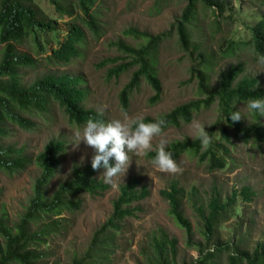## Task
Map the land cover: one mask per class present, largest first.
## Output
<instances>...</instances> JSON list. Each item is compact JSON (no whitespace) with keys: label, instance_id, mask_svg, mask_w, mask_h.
Listing matches in <instances>:
<instances>
[{"label":"rangeland","instance_id":"1","mask_svg":"<svg viewBox=\"0 0 264 264\" xmlns=\"http://www.w3.org/2000/svg\"><path fill=\"white\" fill-rule=\"evenodd\" d=\"M33 1L41 9L43 18L56 26L58 37L62 40L70 27L71 17H64L57 12L49 0ZM219 2L224 11L222 14L216 7L197 5L196 25L202 28L203 32L197 33L194 30L191 44L186 49L179 43L175 29H171L172 23L182 15L187 5L186 0H99V36L90 34L83 24L76 23L86 31V45L82 54L68 65L51 66L42 62L43 65L36 69H22V80L25 84H30L47 73L79 75L86 81L89 89L85 107L101 113L105 121L122 120L125 115L129 119L157 118L182 104L205 98L200 97L197 83L190 72L191 67L199 63L198 56L202 50L211 58L212 68L209 72L211 90L215 89L223 73L239 65H242V77L256 79L264 89V66H258L259 55L255 54L253 48H243L231 55L225 52L232 38L245 33L246 27L254 25L264 14V0ZM74 15L77 16V12H74ZM127 29H137L151 36L170 32L168 38L161 40L157 51L156 69L162 94L160 101L154 105L149 103L154 92L146 80L142 79L140 87L130 96L129 106L125 109L121 103L120 93L130 82L135 69L109 77L110 68L126 61L103 64L107 59H125L124 54H120L114 43L124 42L135 47L143 44L137 38L125 35L124 31ZM247 37L250 38L249 35ZM53 44L51 41V47ZM196 47L199 51H196ZM18 48L35 56L37 54V49L32 44L19 45ZM245 105L246 103L235 105V110L239 109L241 113L242 121L247 125L257 121L264 127V116L249 112ZM44 117L45 120L29 117L36 124L32 131L16 125L9 126L6 145H12L16 150L22 149L24 156L33 160L19 174L8 176L0 171V215L2 211L5 212L10 223L16 222L28 205L33 183L39 175L34 159L49 140L61 139L67 143L60 172L48 186L49 194L71 178L74 166L84 168L91 162L94 154L90 146L82 141L78 144L75 142L74 132L79 126L70 124L63 110L56 104L50 105ZM218 118L216 100L207 108L202 107L194 113L190 123L169 127L155 136L152 140V150L145 151L140 156L133 155L123 176L114 177L108 182L102 175L103 171L100 172L98 180L108 185L109 189L99 196L83 195L81 207L73 213L63 215L68 219L65 222V230L54 236L44 248L49 253L48 264H69L74 256L84 253L93 233L111 216L112 203L119 195L120 187L132 177H137L142 185L149 188L150 196L134 205L135 217L122 222L121 230L115 234L114 250L107 264H141L143 261L141 249L146 247L149 234L157 228H163L171 237L178 240L179 264H194L199 254L193 244L203 241L202 221L192 207L193 198L190 199L194 189H196L194 198L199 199L204 205L216 193H219L221 199H232L235 192L240 193L246 186L251 187L256 193L251 202H246L238 195L229 219L215 231L211 245H229L219 264H230L228 256L237 250H240L242 255L251 254L256 250L264 251L263 146L252 139L249 142L236 139L231 130V145L227 146L230 148L233 161L228 158L227 167L214 172H209L205 164L199 162L198 155L184 154L175 160L179 166L176 172L157 170L147 157L148 152L155 151L161 142L167 147L175 141L196 138L194 123H199L208 132ZM214 129V133L219 135L218 129L216 127ZM173 180L179 183L188 196L183 201V211L193 226L192 241L188 240L184 231L169 216L168 201L161 194Z\"/></svg>","mask_w":264,"mask_h":264},{"label":"trees","instance_id":"2","mask_svg":"<svg viewBox=\"0 0 264 264\" xmlns=\"http://www.w3.org/2000/svg\"><path fill=\"white\" fill-rule=\"evenodd\" d=\"M49 2L64 17H71L70 27L62 40L58 37L56 26L43 18L41 9L33 0H0V171L8 176L19 174L33 161L24 156L22 149L16 150L12 145H6L10 125L32 131L36 124L29 117L45 120L44 115L51 104L60 107L72 125H83L89 118L105 121L101 113L85 107L89 89L86 81L79 75L47 73L30 84H25L22 80V69H36L43 65L42 62L51 66L68 65L82 54L86 45V31L76 24L77 22L83 24L90 34L95 36L100 34L99 0H49ZM186 2L182 15L172 23L171 29H175L181 46L188 49L194 30L197 33L203 32V29L196 25L197 5L216 7L221 14L224 11L219 0ZM74 9L77 11H72ZM74 12H77V16ZM124 34L137 38L143 44L135 47L124 42L114 43L120 54H124L125 59H107L103 64H114L120 60L126 62L110 68L108 76H118L134 68L130 82L120 93L123 107L126 109L129 106V98L140 87L142 79L146 80L154 92L149 99V103L154 105L160 101L162 94L156 69L157 51L161 40L168 38L170 32L151 36L137 29H127ZM51 41L54 42L52 47ZM26 44L36 47V56L19 50V45ZM247 47L253 48L257 55H264V14L254 25L246 27L245 33L232 38L225 52L231 55ZM196 51H199L198 47ZM210 59L202 50L198 56L199 63L190 69L200 97L205 98L182 104L157 118L146 117L143 120L153 122L163 119L164 132L169 127L190 123L194 113L202 107L207 108L217 100L219 118L207 132L210 142L205 149H201L200 140L197 138L175 141L166 147V150L172 152L174 160L184 154L198 155L199 162L204 163L209 172H214L227 167L228 158L233 161L230 148L227 146L231 145V130L236 139L245 142L252 139L264 147V127L261 123L255 121L247 125L242 119L233 122L230 118L231 113L236 111L237 103L243 104L249 99L264 97V89L256 79L242 77V65H239L223 73L215 89L211 90ZM234 100L237 101L235 105ZM214 127L218 129L219 135L214 133ZM66 147L65 141L51 139L34 159L39 175L33 183L28 205L18 220L10 223L6 213L2 211L0 264H48L49 253L44 248L54 236L65 230V222L68 219L63 215L78 210L83 195L99 196L109 189L108 185L97 178L104 170H93L90 162L84 168L74 166L71 178L49 194L48 186L60 172ZM154 155L155 151H150L147 157L151 160ZM195 193L196 189L189 197L191 196V200L193 198L192 207L202 221L203 241L193 244L199 254L194 264H219L229 245H211L215 231L229 219L238 195L246 202H251L256 193L249 186L243 187L240 193L235 192L232 199H221L219 193H216L210 197L206 205L194 198ZM161 194L168 201L169 216L184 231L188 240L192 241L193 226L183 211V201L188 197L187 193L173 180ZM149 196L150 190L146 185H142L137 177L130 178L120 187L119 195L113 200L111 216L93 233L84 253L74 256L69 264H107L114 250L115 234L121 230L122 222L135 217L134 205L145 201ZM177 246L178 240L175 237H171L163 228H157L149 234L146 247L141 249L143 258L141 264H179ZM228 261L230 264H264V251L256 250L251 254L242 255L240 250H237L228 256Z\"/></svg>","mask_w":264,"mask_h":264},{"label":"clouds","instance_id":"3","mask_svg":"<svg viewBox=\"0 0 264 264\" xmlns=\"http://www.w3.org/2000/svg\"><path fill=\"white\" fill-rule=\"evenodd\" d=\"M258 66H264V55L257 56ZM236 100L233 101L235 105ZM249 112L264 116V97L249 99L246 102ZM233 122L239 121L242 116L238 110L230 115ZM165 121L159 119L153 122H144L142 118L129 119L127 115L121 119L89 118L74 132L75 142L81 141L94 150L91 157L93 170L103 169L102 175L110 182L112 178L123 176L127 171L133 155H143L152 150V140L162 133ZM196 138L200 140L201 149H205L210 140L208 133L199 123L193 124ZM131 154V155H130ZM152 165L159 171L176 172L179 170L170 150L161 142L155 148V155L151 159Z\"/></svg>","mask_w":264,"mask_h":264}]
</instances>
